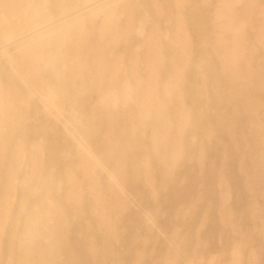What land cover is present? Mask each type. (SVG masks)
<instances>
[{
	"label": "bare ground",
	"instance_id": "1",
	"mask_svg": "<svg viewBox=\"0 0 264 264\" xmlns=\"http://www.w3.org/2000/svg\"><path fill=\"white\" fill-rule=\"evenodd\" d=\"M0 51V264H264V0H0Z\"/></svg>",
	"mask_w": 264,
	"mask_h": 264
},
{
	"label": "rangeland",
	"instance_id": "2",
	"mask_svg": "<svg viewBox=\"0 0 264 264\" xmlns=\"http://www.w3.org/2000/svg\"><path fill=\"white\" fill-rule=\"evenodd\" d=\"M0 64L2 68H10L11 67V62L5 54H3L2 51H0ZM212 164V163H210Z\"/></svg>",
	"mask_w": 264,
	"mask_h": 264
}]
</instances>
